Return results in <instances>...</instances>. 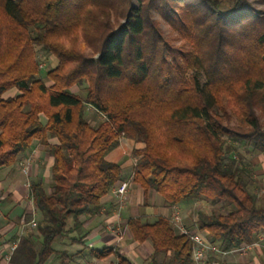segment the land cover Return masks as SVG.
<instances>
[{
    "label": "trees",
    "instance_id": "1",
    "mask_svg": "<svg viewBox=\"0 0 264 264\" xmlns=\"http://www.w3.org/2000/svg\"><path fill=\"white\" fill-rule=\"evenodd\" d=\"M222 3L0 0V168L36 144L53 159L51 189L42 178L29 186L41 216L18 243L25 264L74 261L55 242L84 243L83 217L126 180L122 164L107 158L124 137L142 144L132 152L131 178L145 194L158 193L167 207L231 206L196 210L195 228L212 243L232 251L264 237V184L240 150L264 154L256 112L264 108V13L243 12L248 0ZM152 9L176 36L164 35ZM36 46L58 59L43 76ZM84 81L82 97L72 87ZM89 105L103 115L97 125ZM127 223L134 240L152 242L150 264H195L189 235L171 217ZM92 252L136 264L117 247Z\"/></svg>",
    "mask_w": 264,
    "mask_h": 264
},
{
    "label": "crops",
    "instance_id": "2",
    "mask_svg": "<svg viewBox=\"0 0 264 264\" xmlns=\"http://www.w3.org/2000/svg\"><path fill=\"white\" fill-rule=\"evenodd\" d=\"M141 145L134 139L124 137L120 140V146L108 154L109 160L120 162L124 171L128 172L126 180L129 181V191L126 203L119 208L116 197L110 192L103 197L100 208L95 213L83 217L87 218L85 228L88 231L84 243L61 245L74 254V261L70 264H111L116 261L114 253L99 259L92 252L93 249L102 250L107 246L117 247L136 264H150L148 257L153 251L152 242L134 240L128 227V219L139 216L143 220L153 221L159 215L171 217L175 207H167L163 201H156L153 192L145 194L140 185L132 181L135 163L132 152ZM22 161L27 163V174L20 166ZM52 162L48 150L36 144L20 157L19 162L0 168V264H25L23 256L15 254L16 249L20 239L34 229L31 221H36L38 217L28 183L38 178H42L44 182L50 181ZM195 204L197 203L185 208L182 204L176 206L182 214V223L197 230L194 225L197 210ZM256 250L246 256L228 253L223 260L228 264H261L264 257L263 246Z\"/></svg>",
    "mask_w": 264,
    "mask_h": 264
},
{
    "label": "rangeland",
    "instance_id": "3",
    "mask_svg": "<svg viewBox=\"0 0 264 264\" xmlns=\"http://www.w3.org/2000/svg\"><path fill=\"white\" fill-rule=\"evenodd\" d=\"M177 1L180 4L183 3V0H177ZM248 1L250 4L245 6V8L243 9V12L252 11V12H255L258 14L264 13V0H248ZM229 4H230V0H223L222 8H224V9L228 8ZM152 13H153V17L160 21L161 27L163 28V31H164V35L166 37L176 36V32H174L171 29V27L169 26V24L160 17L157 10L152 9ZM181 41H182L181 39H175L174 40V42L177 44H180ZM81 47L84 49L85 44L81 43ZM36 49H37V53H38V58L40 60V66L42 69L41 75L43 76L47 69H49V68H51L57 64L58 59L55 55L42 51L39 46H36ZM193 73L194 72H191V74H193ZM197 74H198L199 78L201 79V81L205 80V76H204L203 72H198ZM86 85H87V82L84 81L79 86H73L72 90L74 92H77L78 94H80L82 97H85L86 92H87L85 89ZM15 92H16V89L13 88V89L9 90L8 92H6L5 95H13ZM256 112H257L258 116L260 117V121L262 122V124L264 126V108L262 107V105L259 104L257 106ZM87 117L92 124L97 125L99 123V121L103 118V115L100 112H97L92 106L89 105L87 108ZM240 150L243 154V160L248 162V163L250 162L252 164V166L254 167L253 180H258V183L261 186H263V184H264V154L247 152L242 147H240ZM232 156H235L236 158H238V155H235L234 152L232 153ZM127 174H128V172L125 171V175H127ZM52 185H53L52 179H50V181H48V182L45 181V187L47 190H50ZM251 191H253V188H251ZM153 198L156 201L162 202L161 196L156 192H153ZM196 203L197 204L194 205L195 209H201L204 211H211L213 208H217L220 211L226 212V211L231 209L230 208L231 206H227L226 208L223 207L222 203H218L215 205H212L211 203L206 202V201H198ZM193 204H194V202H192V201H187V202L182 203V205H184V208L188 207V206H192ZM39 216H41V215L39 214L38 217ZM64 242H67L66 239L57 240L55 242V246L56 247H59L61 245L64 246L63 245ZM263 244H264V240H263ZM256 249H254L253 251H257ZM54 262H57V260L53 259L51 261V263H54ZM261 264H263V262Z\"/></svg>",
    "mask_w": 264,
    "mask_h": 264
},
{
    "label": "built area",
    "instance_id": "4",
    "mask_svg": "<svg viewBox=\"0 0 264 264\" xmlns=\"http://www.w3.org/2000/svg\"><path fill=\"white\" fill-rule=\"evenodd\" d=\"M20 166L24 173H28L27 163L20 162ZM30 186V183H28ZM129 191V181L124 180L111 189V193L116 197L119 208H121L127 200V193ZM264 193V188L261 190ZM171 220L172 223L179 229L181 233L189 235L192 245V258L195 264H223L224 256L228 253H237L241 256H246L249 252L256 248L264 246L262 235L259 239L250 243H244L232 251H224L217 244L212 243L199 230L188 228L182 223V214L177 206H174ZM32 226H36V221H31ZM121 238V236H120Z\"/></svg>",
    "mask_w": 264,
    "mask_h": 264
}]
</instances>
